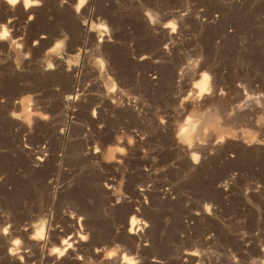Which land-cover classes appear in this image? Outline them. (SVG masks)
I'll return each mask as SVG.
<instances>
[{
    "label": "rangeland",
    "instance_id": "rangeland-1",
    "mask_svg": "<svg viewBox=\"0 0 264 264\" xmlns=\"http://www.w3.org/2000/svg\"><path fill=\"white\" fill-rule=\"evenodd\" d=\"M33 1L0 0V264H261L264 0Z\"/></svg>",
    "mask_w": 264,
    "mask_h": 264
},
{
    "label": "clouds",
    "instance_id": "clouds-1",
    "mask_svg": "<svg viewBox=\"0 0 264 264\" xmlns=\"http://www.w3.org/2000/svg\"><path fill=\"white\" fill-rule=\"evenodd\" d=\"M19 2H20V0H7V3L10 4V5H13V6H15L16 4H18ZM30 2H31V0H24V4H25L26 6L29 5ZM9 23H11V21H9ZM171 26H172L173 31L175 32V31H176V26H175V24H172ZM0 27H2V26H0ZM8 36H9V32H8V30L5 28V29L2 31V33H0V39L7 38ZM42 38H43V37H42ZM36 43H38V42H36ZM16 47L19 48L20 45L17 44ZM49 67H51V65H50ZM210 79H211V77H210L207 73H204V74H203V88H201V84H200V83H197V84L195 85V87H197V88H201V91H200L199 93H197V95L200 97V99H203L205 93H207L208 95H211V94H212V93H211V90L208 88V84H207V82H208ZM221 94H223V91H222V90H221ZM188 97H192V93H191V92L188 93ZM188 97H185V98H183V99L181 100V102H180V106H183V105H184V103L187 101ZM13 115L15 116V114H13ZM16 118H19V117H16ZM43 118H44V119H48L47 116H45V117H43ZM186 119L189 121V123L191 122V121H190V118H187V117H186ZM29 122H30V121H29ZM161 122H162V123H166V121H163V120H162ZM61 131L63 132V129H61ZM129 143L131 144L132 141L130 140ZM189 146L191 147V143H190V142H189ZM95 152L99 153V152H100V149H99V148H96V149H95ZM108 152H109V153L120 152L122 155H124V154H125V149H123V148H111V147H110V148L108 149ZM114 158H115L114 156L106 157V159H114ZM191 158H192V160H193L194 163H197V164L199 163V157H198L195 153H192ZM15 244L19 245V244H20V241H19V240H16V241H15ZM262 251H264V249H262ZM128 264H135V262H134V261H128ZM261 264H264V261H262Z\"/></svg>",
    "mask_w": 264,
    "mask_h": 264
},
{
    "label": "bare ground",
    "instance_id": "bare-ground-1",
    "mask_svg": "<svg viewBox=\"0 0 264 264\" xmlns=\"http://www.w3.org/2000/svg\"><path fill=\"white\" fill-rule=\"evenodd\" d=\"M4 2H6V4H8L7 3V0H3ZM21 2H22V4H23V7H24V9H28L30 6H33V4L36 2V1H33V0H31V2H30V4L29 5H25L24 4V0H21ZM39 2H41V1H39ZM44 3V2H43ZM9 6H13V5H10V4H8ZM80 5L81 4H77L76 5V12L78 11V9L80 8ZM44 26V25H43ZM42 28V27H41ZM88 31H91V28L89 27L88 29H87ZM232 80V79H231ZM213 86V85H212ZM211 89V88H210ZM214 89V88H213ZM214 92V91H213ZM221 103V102H220ZM135 219V218H134ZM133 225H134V220H133V218L131 217V219H130V221H129V226H130V230L132 229V227H133ZM43 235V234H42Z\"/></svg>",
    "mask_w": 264,
    "mask_h": 264
}]
</instances>
